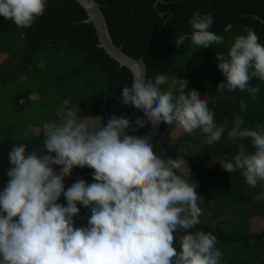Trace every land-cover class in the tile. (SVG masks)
Instances as JSON below:
<instances>
[{"label": "clouds", "instance_id": "1", "mask_svg": "<svg viewBox=\"0 0 264 264\" xmlns=\"http://www.w3.org/2000/svg\"><path fill=\"white\" fill-rule=\"evenodd\" d=\"M46 2L0 0V16L28 28L44 14ZM188 24L191 31L177 36V48L186 39L196 49L225 43L224 36L209 30L214 24L210 12L195 10ZM230 28L226 25L225 31ZM216 55L225 77L217 92L238 88L254 99L260 88L249 81H264V44L256 31L235 34L227 53ZM187 85L183 77L145 72L123 87L121 99L140 109L131 115L134 124L147 118L189 134L199 129L209 145L227 130L237 150L220 162L222 167L239 170L251 187L264 181V123L242 127L245 120L238 114L230 128L217 124L209 101L197 89L185 92ZM239 103L247 113V103ZM57 115L58 121L43 123L41 150L29 152L20 143L8 154V180L0 189V264H221L223 252L213 232L187 231L200 223L202 209L183 157H162L150 137L126 130L134 124L125 116L113 114L95 127L75 108ZM245 138L251 151L240 143ZM76 166L94 169L93 182L80 178L65 190L64 178ZM61 195L66 206L58 202ZM78 202L91 212L83 226L75 225Z\"/></svg>", "mask_w": 264, "mask_h": 264}, {"label": "trees", "instance_id": "2", "mask_svg": "<svg viewBox=\"0 0 264 264\" xmlns=\"http://www.w3.org/2000/svg\"><path fill=\"white\" fill-rule=\"evenodd\" d=\"M109 27L116 45L127 54L142 58L146 73L154 71L183 77L188 80L187 89H197L202 99L209 101L214 111L217 124L226 123L230 128L235 115L243 116L242 127H255L256 122L264 123V81L253 77L250 85L260 88L256 97H250L247 90H224L217 92V84L225 80L217 67V52L227 53L235 34L244 33L252 28L264 44V0H96ZM154 5V6H153ZM199 9L201 13L210 12L214 24L209 30L224 36L225 43L196 49L185 40L179 47L177 36L190 32L188 20ZM87 13L76 0H47L44 14L36 18L31 27L19 28L11 20L0 16V124L4 118L10 121L8 114H17L37 100L46 109L44 116L54 112L55 108H75L79 117H100L104 124L115 114L129 119L139 114L140 109L122 102L121 93L125 86H130L132 74L126 66H121L98 45V37L92 23H87ZM231 25L228 31L225 26ZM6 55V56H5ZM164 89L166 85H160ZM38 97L34 98L33 95ZM43 96L46 101L39 99ZM247 105V113L241 112L239 101ZM55 112V116L58 117ZM62 114V112H61ZM33 148L43 147L41 123L35 120ZM149 125L147 118L142 123L134 124L126 130L141 135ZM175 125L160 122V129L169 132ZM205 134L200 130L194 133L181 132L172 140L152 138L153 150L162 157L175 151V158L183 155L191 169L190 180L197 182V188L220 181L223 192L235 199L237 207L243 213L263 212L264 205L251 202L252 197L264 190V181L255 187L246 183L239 170L228 172L221 164L205 169L204 163L213 157L223 161L230 160L237 150V144L227 138V130L214 144L204 142ZM252 150L250 141H240ZM27 145V151L30 144ZM176 147V149H175ZM55 155V153H53ZM59 170V166H56ZM94 169L76 166L72 175L64 178L65 190L78 179L93 182L91 173ZM239 193L241 201L234 197ZM60 203L65 206L66 199L61 195ZM262 209L256 210L258 207ZM256 207V208H255ZM80 213L74 217L76 226L86 225L91 215L90 208L78 202ZM210 208V207H208ZM254 210V211H253ZM210 213V218L200 221L194 229L213 232L217 236L216 246L223 255L229 254L232 261L240 254H251L252 258L244 264H255L260 254L259 246L264 243V227L257 232L244 231V227L231 228L232 220H221L223 212L231 213V208L221 207ZM232 214V213H231ZM230 216V214H229ZM227 229H226V228ZM179 235V233L177 234ZM236 244L237 251L229 244ZM174 246L179 250V240ZM250 252H244L246 250ZM253 249V250H251ZM244 250V251H242ZM257 252V254H252ZM261 264H264L261 262Z\"/></svg>", "mask_w": 264, "mask_h": 264}, {"label": "rangeland", "instance_id": "3", "mask_svg": "<svg viewBox=\"0 0 264 264\" xmlns=\"http://www.w3.org/2000/svg\"><path fill=\"white\" fill-rule=\"evenodd\" d=\"M6 56V55H5ZM190 88L187 89V91ZM34 98H37L38 95L35 94L33 95ZM202 98V96H201ZM39 99H41L42 102H45L46 99L41 96ZM64 110V107L61 105L58 108L56 107L54 112L52 111L51 113L49 112V115L44 116L46 109L41 107L38 103L37 100H32V103H30L28 106H26L24 109H22L21 112L17 114H8V118L10 121L3 120L0 124V189H2L8 180V177L6 175L7 170L10 167V162H9V152L12 149L13 145L20 144V143H27L30 144L28 149L30 150H35L33 148V137H34V128H35V120H38L41 123V130L43 133V123L44 122H52V121H58L59 117L55 116V112L61 113ZM81 119L85 120V122L98 127L102 121L100 120V117H80ZM95 118V119H93ZM199 130V129H197ZM183 130L179 128L178 126H175L174 129L169 131L168 133L165 132V135H163L162 139L164 140H172L169 145L175 144L174 139L181 134ZM184 132V131H183ZM44 136L42 134V142L44 140ZM176 149V147H175ZM38 151V150H37ZM173 151L170 156L165 155L164 158L172 157L175 158V151ZM31 152V151H29ZM178 157H183V155L178 156ZM222 162V160L218 157H213L210 160L206 161L204 163V168L205 169H211L219 165V163ZM220 181H215L213 184H210L204 187V190H199L197 187L195 191L198 193L200 196L198 199V204L202 209V215L200 217V221H205L210 218V213L213 211L217 210V208H225L229 207L232 210V214H235L237 212V209H232L234 206L237 207L236 200L231 199V197L224 195V196H219L226 194V192H223V185H219ZM234 197L237 199V201H241V196L239 193H235ZM210 207V208H208ZM242 215V214H240ZM87 223V221H85ZM231 228H235V226H239L240 223L236 222L230 224ZM226 228V227H225ZM227 229V228H226ZM231 249L234 250L233 253L237 251L236 244H229ZM253 250V249H251ZM244 251V250H242ZM246 252V251H244ZM252 254H257V252L252 253ZM241 259L237 258L235 261H232V258L229 254L223 255L221 257V264H244L246 258H252L251 256L249 257H244V255L240 254Z\"/></svg>", "mask_w": 264, "mask_h": 264}, {"label": "water", "instance_id": "4", "mask_svg": "<svg viewBox=\"0 0 264 264\" xmlns=\"http://www.w3.org/2000/svg\"><path fill=\"white\" fill-rule=\"evenodd\" d=\"M76 1L87 13L85 21L93 24L98 37V45L102 47L110 57L117 61L119 65L126 66L132 74V79L145 73L146 65L143 59L135 58L127 54L122 50L121 46L116 45L113 41L99 2L96 0ZM141 135L150 137L151 139L156 137L158 140H162L165 131L160 129V122L149 121L146 131Z\"/></svg>", "mask_w": 264, "mask_h": 264}, {"label": "crops", "instance_id": "5", "mask_svg": "<svg viewBox=\"0 0 264 264\" xmlns=\"http://www.w3.org/2000/svg\"><path fill=\"white\" fill-rule=\"evenodd\" d=\"M223 162V160H222ZM220 164V163H219ZM220 185V184H219ZM251 202H253L254 204L255 203H259L258 206H262L264 205V190L258 192L257 194H255L252 199H251ZM257 206V207H258ZM243 207V206H242ZM242 207L240 209H237V212L235 214H231V213H228V212H223V214L219 217V219L221 220H232L231 223H236V222H239L240 223V227H244V231H250V232H257L259 233L263 227H264V211L261 213V212H247V213H243L241 211ZM256 208V207H255ZM263 207L261 208H257L256 210L258 209H262ZM254 211V210H253ZM230 214V216H229ZM242 214V215H240ZM264 240V238H263ZM260 248V254L258 256V258L255 260V264H261L264 263V243L262 245L259 246ZM246 252H250V250H246ZM244 257H250L251 254H243ZM240 259H241V256H240ZM249 260V258H246V260ZM247 260V261H248Z\"/></svg>", "mask_w": 264, "mask_h": 264}]
</instances>
